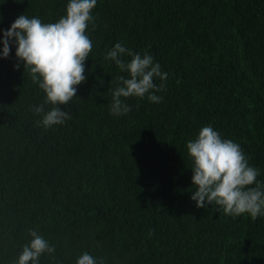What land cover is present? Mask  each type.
<instances>
[{"label": "trees", "instance_id": "16d2710c", "mask_svg": "<svg viewBox=\"0 0 264 264\" xmlns=\"http://www.w3.org/2000/svg\"><path fill=\"white\" fill-rule=\"evenodd\" d=\"M68 2L0 0V30L24 13L55 22ZM92 15L87 79L62 126H37L29 109L46 94L14 68L15 45L0 59V264H17L30 229L56 249L39 264L85 251L98 264H264V216L197 208L186 149L211 125L264 183V0H97ZM118 42L168 73L160 103L126 98L119 117L111 90L128 73L105 59Z\"/></svg>", "mask_w": 264, "mask_h": 264}, {"label": "clouds", "instance_id": "9594fccd", "mask_svg": "<svg viewBox=\"0 0 264 264\" xmlns=\"http://www.w3.org/2000/svg\"><path fill=\"white\" fill-rule=\"evenodd\" d=\"M97 0H69L65 14L55 22L45 23L39 17L21 14L7 30H0V59H7L15 45V69L21 65L28 71L30 79L45 94L43 103L33 106L38 127L51 129L64 125L72 119L68 111L60 106L67 105L77 97L80 84L86 81L85 62L93 50V43L86 34ZM3 17L0 15V22ZM131 57L130 62L122 57ZM105 59L113 61L121 72L128 76L116 77L117 86L111 90L110 114L123 116L131 111L124 102L130 97L145 98L160 103L162 96L156 93L166 89L168 73L154 62V57L145 52L135 53L116 43ZM159 78L157 85L154 80ZM123 98V99H122ZM45 105H51L45 110ZM187 154L192 160L191 199L197 208L206 205L219 206L228 216L249 215L253 220L264 216V183L258 181L260 170L249 163L241 146L231 139H223L211 125L203 126L198 135L186 143ZM255 185V186H252ZM31 240L19 254L17 264H39L40 257L55 252L38 230H29ZM76 264H98L95 257L84 252ZM103 264V261H99Z\"/></svg>", "mask_w": 264, "mask_h": 264}]
</instances>
